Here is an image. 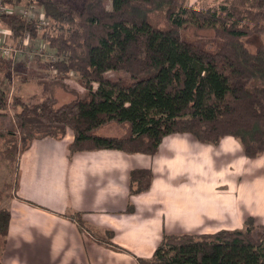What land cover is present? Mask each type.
<instances>
[{
  "label": "trees",
  "instance_id": "trees-1",
  "mask_svg": "<svg viewBox=\"0 0 264 264\" xmlns=\"http://www.w3.org/2000/svg\"><path fill=\"white\" fill-rule=\"evenodd\" d=\"M31 2L57 33L41 29L38 17L17 12L2 13L1 23L13 40L41 36L56 56L48 69L56 77L77 73L84 92L56 106L51 90L56 80H50L39 81L40 101L15 96L18 133H7L5 152L16 150L18 141L24 152L36 138L61 139L70 129V153L116 149L152 155L165 136L183 133L207 145L232 137L246 158L264 153V0ZM254 37L262 39L252 49ZM11 63L0 57V71ZM108 71L122 75L110 77ZM8 106L0 90V110ZM108 124L123 133H97ZM152 179L150 168L131 169L129 195L148 190ZM133 209L129 203L125 212ZM68 216L83 225L79 212ZM9 219V209L0 207L2 249ZM137 263L264 264V224L248 216L240 229L164 234L152 255Z\"/></svg>",
  "mask_w": 264,
  "mask_h": 264
},
{
  "label": "crops",
  "instance_id": "crops-1",
  "mask_svg": "<svg viewBox=\"0 0 264 264\" xmlns=\"http://www.w3.org/2000/svg\"><path fill=\"white\" fill-rule=\"evenodd\" d=\"M106 126L97 133H123L105 132ZM72 140L67 129L61 139L36 138L18 153L0 264H28L8 253L24 240L34 241V232L54 249L59 264H138L164 234L240 229L248 216L264 224V153L246 158L232 137L207 145L187 133L171 134L152 155L116 149L70 153ZM142 167L153 172L150 188L130 196L128 173ZM129 203L134 209L125 212ZM74 212L83 225L68 216Z\"/></svg>",
  "mask_w": 264,
  "mask_h": 264
},
{
  "label": "rangeland",
  "instance_id": "rangeland-1",
  "mask_svg": "<svg viewBox=\"0 0 264 264\" xmlns=\"http://www.w3.org/2000/svg\"><path fill=\"white\" fill-rule=\"evenodd\" d=\"M17 13H26V17H37L42 21V28L50 33H57L54 23L43 15V11L40 7L35 6L31 0H21L15 6ZM27 11V12H26ZM42 17V18H41ZM42 31V30H41ZM10 30L3 24H0V36L4 37L5 43L11 45L13 49L12 63L8 71H0V90L6 92L8 96L9 106L5 110H0V207H6L8 205V198L13 194V190L16 185L17 178V156L20 149V141L16 145V150L11 153L5 152V138L9 131H15L18 133V117L17 112L20 110V105H14L13 99L15 96H19L23 100H30L33 102L40 101L42 96L39 95L41 86L39 81L56 80L52 85V93L56 99V106L63 103L73 101L76 96L81 95L84 92V88L80 85L78 78L79 75L74 72H69L65 75H54L52 70L47 67L48 61L54 59V51L49 48L41 36L31 39L28 37L20 40H13L10 37ZM262 39L252 38V45L254 49L255 45ZM122 75V73L108 71L107 75L114 77L116 75ZM62 76V77H61ZM65 83L67 88H63L61 83ZM246 83H243L245 86ZM96 83L93 84L95 88ZM244 93V89H242ZM105 132H121V128L114 125H107L103 128ZM19 138V134H17ZM259 163H264V155L261 157ZM241 180H244V176H241ZM6 205V206H5ZM36 238V233H33V240L22 242L21 247L12 246L8 256H13L15 259L23 260L28 264H59L55 260L58 256L55 255L54 249H50L48 245H42V236ZM96 239L101 238L95 236ZM102 242V241H99ZM0 238V256L4 251L1 247ZM103 243V242H102ZM58 249V248H56ZM55 249V250H56ZM3 264H10L6 261Z\"/></svg>",
  "mask_w": 264,
  "mask_h": 264
},
{
  "label": "built area",
  "instance_id": "built-area-1",
  "mask_svg": "<svg viewBox=\"0 0 264 264\" xmlns=\"http://www.w3.org/2000/svg\"><path fill=\"white\" fill-rule=\"evenodd\" d=\"M5 12H9V13L17 12L15 10V5H7V6L6 5L5 6L0 5V15L2 13H5ZM21 14L25 17L27 16L25 12H22ZM27 18H34V17L29 16ZM0 24H1V21H0ZM41 24H42V21H40V25ZM12 52H13V49H12L11 45L6 44L4 37L0 36V57L1 58H12V54H13Z\"/></svg>",
  "mask_w": 264,
  "mask_h": 264
}]
</instances>
